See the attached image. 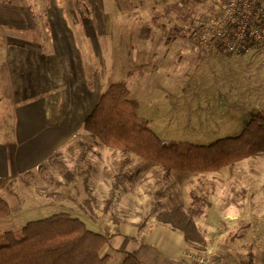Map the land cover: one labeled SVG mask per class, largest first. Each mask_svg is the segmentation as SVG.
<instances>
[{
  "label": "rangeland",
  "instance_id": "1",
  "mask_svg": "<svg viewBox=\"0 0 264 264\" xmlns=\"http://www.w3.org/2000/svg\"><path fill=\"white\" fill-rule=\"evenodd\" d=\"M54 1L60 5L71 30L80 36L79 43L88 46L90 41L85 32L96 35L101 30V0ZM52 2L0 0L2 43L24 44L25 38H31L30 33L24 36V28L32 27L37 29L32 35H39L42 43H48L49 23L46 17ZM212 11V8L196 0H178V4L160 9L158 13L153 5L140 13L142 19L148 18V22L142 20L146 26H151V21L155 19L152 26L155 27L157 18L164 17L161 19L165 24L163 30L172 38V42L178 47L189 49V53H174V59H183L179 64L181 66L178 65V75L174 73L171 80L163 76L160 82L148 83L150 92L146 84L142 86L143 90L141 84H134L135 79L126 84L129 94L137 98L134 99L138 104L137 116L147 123L162 143L187 142L205 146L225 137L236 136L247 124L249 116L264 106V52L249 51L238 59L228 58L215 48L198 49V22ZM10 14L12 19H4ZM191 35H194L193 39L188 38ZM10 111L6 107V116H9ZM84 133V144L96 145L91 147L92 160L107 157L110 159L108 165L117 162L106 175L111 177V174L119 173L120 170L139 174L131 182L135 187L120 197V204L114 206L110 214H106V225H109L107 219L112 218L115 224L134 223L138 228H143L150 222L160 220L163 213L175 206L182 205V210L189 214V206L198 204L202 213L192 219L198 231L197 236L201 239L197 243L200 248L222 256L227 264H252L255 252L264 251V153L219 171H171L169 177L163 179L162 169L158 165L150 161L146 166L143 163L146 160L135 154L107 147L88 135V132ZM62 158H67V155ZM135 158L139 160V165ZM54 164L47 165L48 169L39 175L35 173L31 177L16 178L13 184H8L4 192L0 193L9 208L8 218L20 209L24 210L23 214L16 216L19 219L0 224V236L12 232L19 238L21 229L27 223L71 210V206L59 203L61 194L67 191L59 186L61 183H57L59 176L56 171L60 173V169L54 168ZM131 184L125 186L131 188ZM77 188L73 187L77 189L72 192L73 198L81 202L79 200L84 197L82 190L85 189V192L86 188L82 182ZM55 189L56 192L53 191ZM193 192L201 202L189 197ZM75 194L78 195L74 197ZM77 215L83 217L82 214ZM193 246L192 243L188 247L191 249Z\"/></svg>",
  "mask_w": 264,
  "mask_h": 264
},
{
  "label": "crops",
  "instance_id": "2",
  "mask_svg": "<svg viewBox=\"0 0 264 264\" xmlns=\"http://www.w3.org/2000/svg\"><path fill=\"white\" fill-rule=\"evenodd\" d=\"M56 3L53 0L46 17L48 43H42L38 34L32 35L37 32L34 27L24 28V36L30 33L32 38H25L24 44L0 40V193L10 180L34 173L51 155L59 153L58 163L55 160L53 167L60 169V173L56 171L59 176L56 181L67 191L61 194L59 203L71 206V214L63 213L79 218L90 230L109 237L102 252L108 257L107 264H119L127 254H132L140 264H187L182 257L187 251L183 234L167 224L153 221L138 228L134 223L115 224L110 218L106 225V214L135 187L131 182L139 174L120 170L109 177L105 173L117 162L108 165L107 157L92 160L91 147L96 145L84 144L82 140L86 134L83 121L109 85L119 81L127 84L135 79L134 84H141L142 90L146 84L150 92L148 83L178 75V65L183 59H174V53H189L188 47H178L172 42L163 30L164 17L157 18L158 24L152 27L155 19L151 26H146L142 20L148 22V18L142 19L140 14L152 5L158 13L178 4V0H101V30L96 32L97 39L95 34L85 32L90 41L88 46L79 43L80 36L71 30ZM4 19H12L11 14ZM129 98L137 99L130 94ZM6 107L11 110L9 116ZM135 161L140 164L137 158ZM143 163L147 166L150 162ZM80 182L86 191L82 190L84 197L78 202L72 192ZM23 212L20 209L15 215L0 219V224L19 219L16 216ZM252 264H264V251L255 252Z\"/></svg>",
  "mask_w": 264,
  "mask_h": 264
},
{
  "label": "trees",
  "instance_id": "3",
  "mask_svg": "<svg viewBox=\"0 0 264 264\" xmlns=\"http://www.w3.org/2000/svg\"><path fill=\"white\" fill-rule=\"evenodd\" d=\"M199 33V32H198ZM196 35V34H195ZM198 36V34H197ZM191 35L190 39H193ZM217 49L212 44L208 50ZM126 83L119 81L108 86L100 94L93 111L83 121V130L91 137L111 148L132 153L140 159L158 165L167 179L171 171L181 173H208L264 153V106L249 116L241 132L225 137L210 145H194L187 142L162 141L149 129L147 123L137 116V103L129 98ZM60 156L51 155L34 173H42ZM66 180L65 174L62 175ZM22 177V176H21ZM15 181L10 180L9 184ZM192 199L201 202L193 192ZM182 206V205H181ZM175 206L162 214L158 220L183 234L185 243L191 246L201 241L193 223L200 216L198 204L190 205L188 213ZM9 215L8 205L0 196V218ZM20 237L12 232L0 236V264H107L103 254L108 236L90 230L85 223L68 213H56L27 223ZM119 264H140L127 254ZM251 264V263H250Z\"/></svg>",
  "mask_w": 264,
  "mask_h": 264
},
{
  "label": "built area",
  "instance_id": "4",
  "mask_svg": "<svg viewBox=\"0 0 264 264\" xmlns=\"http://www.w3.org/2000/svg\"><path fill=\"white\" fill-rule=\"evenodd\" d=\"M196 1L213 9L198 22V49L215 44L228 58L238 59L249 51L264 52V0ZM182 257L187 264H227L222 256L196 244Z\"/></svg>",
  "mask_w": 264,
  "mask_h": 264
}]
</instances>
